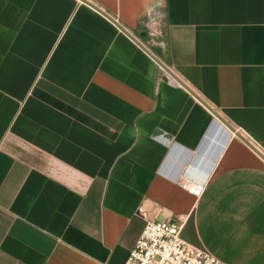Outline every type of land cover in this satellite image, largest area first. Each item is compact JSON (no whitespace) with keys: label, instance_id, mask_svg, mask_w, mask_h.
Returning <instances> with one entry per match:
<instances>
[{"label":"crops","instance_id":"crops-1","mask_svg":"<svg viewBox=\"0 0 264 264\" xmlns=\"http://www.w3.org/2000/svg\"><path fill=\"white\" fill-rule=\"evenodd\" d=\"M87 1L0 0V264H125L176 216L264 264V157L191 93L264 154V0Z\"/></svg>","mask_w":264,"mask_h":264},{"label":"built area","instance_id":"built-area-1","mask_svg":"<svg viewBox=\"0 0 264 264\" xmlns=\"http://www.w3.org/2000/svg\"><path fill=\"white\" fill-rule=\"evenodd\" d=\"M179 182L195 197H199L204 190V183L200 181L183 177ZM138 212L143 214L145 211L139 207ZM183 222L182 216L161 221L147 219L125 264H227L188 244L181 236Z\"/></svg>","mask_w":264,"mask_h":264},{"label":"water","instance_id":"water-1","mask_svg":"<svg viewBox=\"0 0 264 264\" xmlns=\"http://www.w3.org/2000/svg\"><path fill=\"white\" fill-rule=\"evenodd\" d=\"M84 2H87L94 6L92 3H90L87 0H82ZM95 7V6H94ZM96 8V7H95ZM103 14L111 18L107 13L104 11H101ZM115 22V24L120 27L127 35H129L131 38L136 40L127 30H125L122 26H120L113 18H111ZM136 42L140 45V47L150 55V57L167 73L172 79L177 81L179 84L185 86L188 88L183 81H181L162 61H160L151 51H149L144 45H142L140 42L136 40ZM189 89V88H188ZM190 90V89H189ZM191 91V90H190ZM192 94H194L208 109L212 112V114L219 120L221 121L226 127H228L231 131L235 132V134L242 139L245 143H247L250 147H252L261 157H264V154H262L256 147H254L245 137H243L239 132L235 131V129L227 123L214 109H212L205 101H203L199 96H197L193 91H191Z\"/></svg>","mask_w":264,"mask_h":264}]
</instances>
